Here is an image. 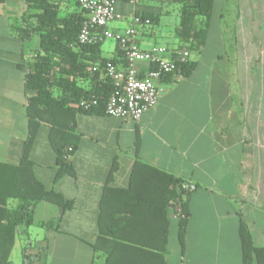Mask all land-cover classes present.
Instances as JSON below:
<instances>
[{"label":"crops","instance_id":"1","mask_svg":"<svg viewBox=\"0 0 264 264\" xmlns=\"http://www.w3.org/2000/svg\"><path fill=\"white\" fill-rule=\"evenodd\" d=\"M63 2L69 10L70 1ZM139 2L118 1L120 18L109 28L130 26L136 11L157 15ZM25 10L23 0L0 3V161L11 164L18 163L27 135L24 76L35 53L22 20ZM147 28L137 27L140 49L162 48L166 56L180 47V38L173 47L148 44ZM23 32L25 40L19 36ZM101 46V56L116 55V42L109 55ZM189 60L195 62L191 73L161 80L157 104L137 121L76 112L74 175L54 181L51 126L40 122L30 150L34 176L70 205L62 209L41 201L35 206L22 264H55L50 239L61 242L58 264H105L106 253L93 246L103 188H127L136 160L195 185L187 194L182 242L178 217L168 210L166 264H242L240 221L253 244L264 247V0H214L204 43L189 52ZM136 67L144 72L148 64L140 61ZM110 202L121 206L115 197ZM122 264L135 263L125 256Z\"/></svg>","mask_w":264,"mask_h":264},{"label":"trees","instance_id":"2","mask_svg":"<svg viewBox=\"0 0 264 264\" xmlns=\"http://www.w3.org/2000/svg\"><path fill=\"white\" fill-rule=\"evenodd\" d=\"M23 1L26 10L22 20L31 34L38 36V47L24 76L27 135L21 156L17 164L0 161V264H12L9 255L15 236L18 232L27 236L33 210L39 202L48 201L62 209L70 205V201L52 189L47 190L34 176L30 150L40 122L51 126L49 138L57 165L54 181L64 175H74L71 155L77 139L73 133L75 113L105 114L106 102L114 92L106 65L126 67L124 51L118 44L115 56L103 57L100 55L102 42L90 45L78 42L84 20L78 0H74L77 9L73 10H67L63 0ZM163 1L178 4L177 35L182 41L178 50H199L205 40L214 0ZM135 13L149 18L151 24L157 20L152 11ZM24 34H19L23 40ZM194 65L189 59L186 63H177L173 73L162 80L172 74L187 76ZM113 170L112 166L110 172ZM183 184L181 178L136 160L127 188L104 186L98 213L99 235L93 246L106 253L105 264H122L125 256L135 264H166L169 209L175 213L179 207L184 215L178 218L181 242L185 230L188 192L182 188ZM112 197L120 200L121 206L111 205ZM239 236L242 264H264V247L253 244L243 221L239 224Z\"/></svg>","mask_w":264,"mask_h":264},{"label":"built area","instance_id":"3","mask_svg":"<svg viewBox=\"0 0 264 264\" xmlns=\"http://www.w3.org/2000/svg\"><path fill=\"white\" fill-rule=\"evenodd\" d=\"M118 1L123 0H78L80 8L84 11L78 42L90 45L111 39L124 51L126 58L124 69H119L111 63L106 65V72L114 84V92L106 102L105 114L137 121L157 104L162 78L173 73L177 63H186L189 59V51L177 49L165 56L162 48L140 49L137 43V27L149 26L151 20L147 17L142 18L135 12L132 15L130 26L121 31L111 30L109 23L120 18L115 13V4ZM135 1L127 2L134 5ZM140 61L148 64L144 72L136 67V63ZM182 188L190 192L195 185L184 183ZM175 215L178 218L184 216L179 207Z\"/></svg>","mask_w":264,"mask_h":264},{"label":"rangeland","instance_id":"4","mask_svg":"<svg viewBox=\"0 0 264 264\" xmlns=\"http://www.w3.org/2000/svg\"><path fill=\"white\" fill-rule=\"evenodd\" d=\"M69 1L71 3V7L69 8V10L77 9V7L74 5V0ZM139 3L149 5L157 14V20L154 23L150 24L147 28V30L151 33V35L148 36L147 39L148 44L161 47L175 46L176 43L179 42V37L176 34V28L179 25L180 20L178 4L167 3L161 0H140ZM112 24L113 23H111L110 25ZM137 33L139 34V31ZM28 42L30 43V46H32V48L36 50L38 47V36L34 34L32 36V39H30ZM114 45L115 42L113 40H105V42L101 46L103 54L109 55L114 50ZM141 45H144L143 40H141ZM171 234L173 238V231ZM35 237L36 235H33L32 237H30V240ZM24 238H26V236H24V233L18 232L15 236V241L9 255V260L12 264H22V247L24 246V241L27 240V238L26 240ZM48 248L56 251L53 261L55 262V264H58V254L59 252H61V242L53 241L52 239H50ZM95 264H101V262H96Z\"/></svg>","mask_w":264,"mask_h":264}]
</instances>
